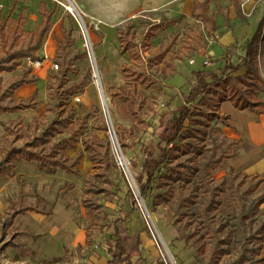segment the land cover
I'll list each match as a JSON object with an SVG mask.
<instances>
[{"label":"rangeland","instance_id":"1","mask_svg":"<svg viewBox=\"0 0 264 264\" xmlns=\"http://www.w3.org/2000/svg\"><path fill=\"white\" fill-rule=\"evenodd\" d=\"M42 1L46 2L48 8H55L52 29L43 40V45L47 41L51 42L52 49L47 50L48 60L44 63V68L32 75L35 82L22 86L14 93V97L22 102L31 99L34 108L2 114L0 122L8 123L22 118L24 128L33 118L43 115L49 92L65 100L66 110L73 108L79 118L87 117L88 128L84 130L86 137L95 133L102 138L104 133L95 132L93 128L104 121L108 129L114 132L113 137L108 130L106 132L111 142V155L119 165V151L127 171L123 165H119L125 177L118 170L113 172L117 187L115 196L111 200L99 197V201L109 220L123 218L130 210L125 194L129 187L134 189V176L140 173L139 166L156 139L154 131L160 117L168 116L182 104L183 86L192 79V71L204 67V62L208 63L207 66L220 64L219 61L227 50H233L236 58L244 55L246 42L264 19V0H238L241 17L237 16L229 0H69L76 5L87 35L83 33L76 18L66 10L67 0H0V17L4 18L9 14L8 25L11 30L22 16L18 21L20 31L24 35L30 31L35 32L41 21L39 4ZM194 1L208 2V20L202 21L196 16ZM163 19H175L177 23L159 29L147 39L141 35L149 24ZM130 24L134 25L135 39L140 43L144 57L167 50L162 63L170 64L176 70V74L171 76L169 68H165L163 73L156 71V68L149 69L143 85L137 84L138 95L145 97L146 105L152 107V111L146 106L142 108L140 116L143 124L138 125L137 132L128 131L133 126V118L126 113L118 99L120 88L130 86V78L123 76L122 69L139 71L128 55L121 53L117 41L118 31ZM262 32L264 33V27ZM263 33L258 43L257 63L259 76L264 82ZM66 34L71 35L73 43L62 62V59L56 57V41L62 40ZM38 56L43 58L42 53ZM55 64L58 66L56 70L51 67ZM21 65L26 68L23 60ZM244 72L245 68H242L235 75H242ZM17 73L18 70L2 73L0 77L6 83L16 77ZM61 82L63 86L59 87ZM47 85L51 86L49 91L46 89ZM71 86L77 87L67 91ZM76 96L80 98V102L74 101ZM102 98L105 101L104 108ZM256 98L264 100V87ZM60 110L58 107L53 113L47 114L48 125L55 118L65 116ZM201 112L203 115L198 118L204 120L208 111L203 107ZM206 121V152L219 144L220 150H224L229 143L225 132L232 131L231 126L227 127L219 118ZM74 125L77 126L75 123ZM116 134L128 145L124 149L125 154L116 144ZM5 136V132L0 130V138L4 139ZM25 141L27 140L24 138L16 145L21 147ZM2 145L5 146V142ZM79 149L82 147L77 144L76 150ZM76 150L69 151L68 154L73 156ZM230 152L232 150L228 151ZM231 162L224 160L210 172L215 181L226 179V190L221 195V206L217 214L233 232L232 252L217 264H231L247 254L249 248L256 247L257 241H250L249 236L264 222V202L260 203L264 197V183L254 188L258 177L235 171ZM130 163H135L136 167L132 169ZM173 164L165 163L160 167L152 190L140 202L145 224H141L134 214L127 217L124 226L130 230L140 227L145 230L144 242L138 247L142 256L139 264H208L206 254L196 253L192 242H185L181 237L167 208L154 207L151 203V196L156 193L157 180ZM78 168V176L60 170L47 174L40 171L35 162L20 159L15 162L13 178L0 177V211L9 198L17 200V176L23 180L26 196L24 204L35 205L42 212L51 211L49 216L35 213L21 216L13 231L0 229V264H64L75 257L76 246L80 244L90 224L81 204L83 177L93 172L91 164L84 163V160ZM36 196L43 198V201L35 204ZM115 240L112 228L96 238L97 242H102L104 249L113 246ZM5 244L8 245L7 248ZM65 250L67 255H64ZM248 258L244 264H262L257 262L259 257Z\"/></svg>","mask_w":264,"mask_h":264},{"label":"trees","instance_id":"2","mask_svg":"<svg viewBox=\"0 0 264 264\" xmlns=\"http://www.w3.org/2000/svg\"><path fill=\"white\" fill-rule=\"evenodd\" d=\"M229 1L234 6L237 16L241 17L238 0ZM207 6V1L201 3L194 1L196 16L202 21L209 19ZM54 12V7L48 8L46 2H40L41 21L38 29L26 35L18 26L22 16L18 18L11 30L8 25L9 14L4 18L0 17V75L18 70L16 77L6 83H3L0 77V116L34 108L31 99L28 102L16 100L14 92L24 85L35 82L30 75V70L22 67V60L39 59L38 52L43 46V40L53 26ZM263 21L264 19L261 20L250 40L246 42L242 57L236 58L233 50H227L219 61L220 64L205 66L191 72L192 79L182 88V104L168 116L160 117L154 131L156 139L139 166L140 173L134 176L138 195L131 187L125 194L130 210L123 218L109 220L99 201V197L111 200L115 196L114 191L117 187L112 176L115 170H118L123 178L125 177L111 155V142L106 134L107 125L103 121L101 125H95L93 128L95 132L104 133L102 138L95 133L86 137L84 130L88 128L87 117L79 118L73 108L66 110L65 100H61L55 93H48L43 115L33 118L24 128H22V118L8 123L0 122L6 134L4 139L0 138V177H14L15 162L20 159L35 162L37 168L47 174H54L57 170H61L78 176V165L85 157L93 168L92 173L83 177L82 187L81 204L90 222L85 230V250L96 251L101 245L96 243L97 236L112 228L116 240L113 246L105 249L108 256L107 264H139L141 260L138 249L139 232L144 228L141 227L134 236H131L127 234V230L122 231L123 224L127 217L134 214L137 215L141 224H145L139 199L147 198L157 179L160 167L165 163H174L168 172L157 180L156 193L151 196V203L154 207H166L169 216L174 218L173 224L184 241L192 242L196 253H205L208 264H217L221 258L231 254L233 232L217 214L221 206V195L226 190V179L215 181L210 172L230 157L227 150L234 143L229 144L224 150H220L219 144L206 152L204 146L205 138L208 136L206 119H222L218 108L224 101L230 102L235 109L256 117L264 114V100L256 98L264 87L257 63ZM176 23L175 19H163L158 23L149 24L141 35L147 39L159 29ZM135 35L132 24L117 33L121 53L127 54L133 66L139 69L137 72L131 68L122 69L123 76L130 78V86L120 88L118 94L123 109L133 118V126L128 129L129 132H137L138 125L143 124L140 112L144 106L152 111V107L145 103L146 98L138 95L136 89L137 84L143 85L146 81L147 71L156 68V71L163 73L165 68H169L171 76L176 74L173 66L162 63L167 50L145 58L144 52L140 49V43L136 42ZM56 43V57L63 62L68 53L67 49L73 43L71 35H64L63 39L57 40ZM242 68H246L245 73L235 75ZM59 85L62 87V82ZM75 87L77 86H71L67 91H72ZM50 88L51 86H46L48 91ZM58 107L65 116L55 118L48 125L47 114L53 113ZM203 107L208 111L204 120L198 118L203 115L201 112ZM116 137L122 153L125 154L124 149L128 145L117 134ZM24 138L27 141L18 147L16 144ZM2 142H5V146ZM77 144H80L82 149L76 150ZM73 150L76 152L70 156L68 152ZM130 167L135 168V163H130ZM16 181L18 200L9 199L7 209L0 215V228L5 231L12 229L14 219L18 215L28 212L50 214V211L42 212L35 205H25L23 180L17 177ZM262 183H264V177L258 178L253 187L257 188ZM42 201V198L36 196L35 204ZM262 202L264 197L260 200V203ZM263 235L264 222L249 236L250 241L255 240L258 245L249 248L247 254L231 264H244L249 260V256L259 257L257 262L264 264ZM80 250L81 247L78 246L76 252L79 254ZM64 255H67L66 251Z\"/></svg>","mask_w":264,"mask_h":264},{"label":"crops","instance_id":"3","mask_svg":"<svg viewBox=\"0 0 264 264\" xmlns=\"http://www.w3.org/2000/svg\"><path fill=\"white\" fill-rule=\"evenodd\" d=\"M48 48L52 49L51 42H49V41L46 42V46L44 48L42 47L40 49V51L38 52V55H39V53H42L43 56L44 55L48 56V54H47ZM245 71H246V68H245ZM261 98H263V97H261ZM18 112H20V111H18ZM218 113L222 117V119L221 118H219V119L224 121V125H226L227 127H228V125H230L231 129H232V131L225 132V134L229 140L228 145L231 143H234L227 150V153L229 150H232V152L228 153V155L230 157L228 159H225V160L232 161L231 166L235 171H242V173H245L246 175L257 176L258 178L264 177V119H262V120L260 119V118L264 117V114L260 115L259 117H256V116L249 114L247 112L239 111V110L235 109L232 106V104L228 101H224V102L219 104ZM11 114H13V113H11ZM238 118H240V120H241V125H242L241 129L239 128L240 122H239ZM0 130H3L1 126H0ZM83 160H84V163H86V164L89 163L85 157L82 158L80 160V162H82ZM78 170H79V168H78ZM72 176H74V175H72ZM4 178L10 179L9 177H4ZM23 190H24V187H23ZM24 194H25V192H24ZM9 199H11V198H9ZM24 199H23V203H24ZM35 199H36V197H35ZM11 200H13V199H11ZM17 200H18V184H17ZM13 201H15V200H13ZM27 206H29V205H27ZM7 207H8V201H7V204L5 205V207H3V210L0 211V215L3 214V212L7 209ZM48 211H50V210H48ZM31 213L42 214V213H36V212H28V213H25L23 215H18L14 219L12 229L10 228L6 231H13L15 229V223H16L17 219L21 218V216L23 217V216H26V215L31 214ZM43 215H46V214H43ZM49 215H51V211H50ZM49 215H47V216H49ZM131 216L132 215H130L129 217H131ZM125 222H126V220H125ZM125 222H124V224H125ZM124 224H123L122 231L127 230V234H129L131 236H134V234H136L137 231H139L141 228L140 227V228H137L135 230H133V228H132V230H130L128 228H125ZM0 229L2 230V228H0ZM144 234H145V230H142L139 232L140 245L143 244V242H144V240H143ZM1 243L2 242H0V244ZM96 243L101 244L100 247L96 251H93V252L87 251L86 254H84V251H86L85 250V232H84V237L82 238V240L80 241V244L78 245L81 247V250L79 253L80 254L83 253V254L79 255L75 249V252H76L75 257L70 258L69 260L65 261L64 264H107L108 256L105 252V249L103 247L102 242L96 241ZM7 244H5V245H7ZM78 246H76V248ZM1 247H2V245L0 246V251L2 250ZM7 247H8V245L6 246V248ZM82 248L84 251L82 250ZM65 251L67 252V250H65ZM65 251H64V254H65ZM262 252L264 254V238H263V244H262ZM1 256L2 255H0V258H1ZM140 257L142 260L141 254H140Z\"/></svg>","mask_w":264,"mask_h":264},{"label":"built area","instance_id":"4","mask_svg":"<svg viewBox=\"0 0 264 264\" xmlns=\"http://www.w3.org/2000/svg\"><path fill=\"white\" fill-rule=\"evenodd\" d=\"M67 4H69V6H72V3L67 0ZM73 14V13H72ZM74 16V15H73ZM46 46V42L44 43L43 45V48ZM48 60V56L47 55H44L43 58H39L37 60H32L30 58H25L23 59V64L26 68H28L30 70V74L31 75H35L38 71L42 70L44 68V63ZM190 64H193V62H190ZM208 63L207 62H204V67L207 66ZM52 69H57L58 66L55 64L53 66H51ZM102 94V93H101ZM103 95V94H102ZM103 97V96H102ZM74 101L76 102H80V98L78 96L74 97L73 98ZM102 101H103V108L105 107V101H104V98H102ZM104 110V109H103ZM112 134H114V132L112 131ZM112 134H110L112 136ZM118 143V142H117ZM118 145V144H117ZM121 164V162L119 163ZM122 165V164H121ZM170 263V262H169ZM172 264V263H170Z\"/></svg>","mask_w":264,"mask_h":264},{"label":"bare ground","instance_id":"5","mask_svg":"<svg viewBox=\"0 0 264 264\" xmlns=\"http://www.w3.org/2000/svg\"><path fill=\"white\" fill-rule=\"evenodd\" d=\"M70 2H71V1H70ZM71 3H72L73 8L77 11V7H76V5H75L73 2H71ZM72 6H69V4H68V6H65V8H66V10H67L69 13H71V14L73 13L72 15H74V17L76 18L77 22L80 24V19H79V17L77 16L76 12L73 10ZM77 13L79 14L78 11H77ZM84 34L87 35L86 32H84ZM238 120H239V122H240V123H239V128L241 129V128H242L241 120H240V118H238ZM118 156H119V158H120V162H121V164H122L123 166L126 165V163H125L124 160L122 159V157H121L119 151H118Z\"/></svg>","mask_w":264,"mask_h":264},{"label":"water","instance_id":"6","mask_svg":"<svg viewBox=\"0 0 264 264\" xmlns=\"http://www.w3.org/2000/svg\"><path fill=\"white\" fill-rule=\"evenodd\" d=\"M72 8H73V6H72ZM73 10L76 12V14H77V16L79 17V19H80V27H81V29H82V31H83V33L84 32H86V29H85V26H84V23H83V21H82V19H81V17H80V15L77 13V11L73 8ZM108 131H109V133L110 134H112V132H111V130L110 129H108ZM113 135V134H112ZM113 137V136H112ZM116 144H118L117 143V141H116ZM119 165H121V164H119ZM124 167H125V169H126V171H127V167H126V165H124ZM134 189H135V193H136V195H138V191H137V189H136V186L134 185ZM139 201L140 202H142V200L141 199H139ZM145 210V209H144Z\"/></svg>","mask_w":264,"mask_h":264}]
</instances>
